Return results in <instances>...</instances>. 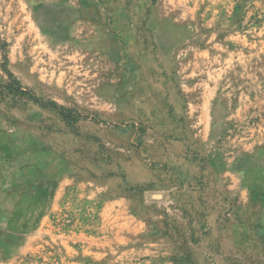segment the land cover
I'll return each instance as SVG.
<instances>
[{"label": "rangeland", "instance_id": "obj_1", "mask_svg": "<svg viewBox=\"0 0 264 264\" xmlns=\"http://www.w3.org/2000/svg\"><path fill=\"white\" fill-rule=\"evenodd\" d=\"M262 65L264 0H106L74 44L44 34L23 0H0V142L69 157L180 259L264 264L224 175L242 116L211 120L225 102L264 109Z\"/></svg>", "mask_w": 264, "mask_h": 264}, {"label": "crops", "instance_id": "obj_2", "mask_svg": "<svg viewBox=\"0 0 264 264\" xmlns=\"http://www.w3.org/2000/svg\"><path fill=\"white\" fill-rule=\"evenodd\" d=\"M23 2L44 34L74 44L82 29L101 22L106 0ZM260 72L262 78L263 65ZM219 109L215 125L242 116L228 136L237 148L224 175L228 190L245 199L249 238L264 258V109L226 102ZM12 144L0 142V264H196L176 257L167 237L152 234L128 203L78 174L69 157L25 138Z\"/></svg>", "mask_w": 264, "mask_h": 264}, {"label": "trees", "instance_id": "obj_3", "mask_svg": "<svg viewBox=\"0 0 264 264\" xmlns=\"http://www.w3.org/2000/svg\"><path fill=\"white\" fill-rule=\"evenodd\" d=\"M13 93L15 94V95H17V94H26V93H28V91L27 90H24L23 88H21L19 85H17L16 87H15V89L13 90ZM36 100V99H35ZM52 107L53 108H57L55 105H52ZM74 117H71V115H66V119H68V120H71V119H73Z\"/></svg>", "mask_w": 264, "mask_h": 264}]
</instances>
